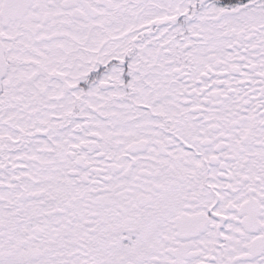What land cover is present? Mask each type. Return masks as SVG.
Returning a JSON list of instances; mask_svg holds the SVG:
<instances>
[{
  "label": "snow or ice",
  "instance_id": "1",
  "mask_svg": "<svg viewBox=\"0 0 264 264\" xmlns=\"http://www.w3.org/2000/svg\"><path fill=\"white\" fill-rule=\"evenodd\" d=\"M0 264H264V0H0Z\"/></svg>",
  "mask_w": 264,
  "mask_h": 264
}]
</instances>
